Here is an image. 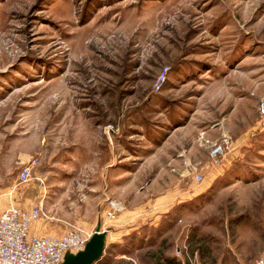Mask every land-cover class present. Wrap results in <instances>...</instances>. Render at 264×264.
Returning <instances> with one entry per match:
<instances>
[{
    "label": "rangeland",
    "instance_id": "obj_1",
    "mask_svg": "<svg viewBox=\"0 0 264 264\" xmlns=\"http://www.w3.org/2000/svg\"><path fill=\"white\" fill-rule=\"evenodd\" d=\"M263 97L264 0H0V211L45 194L107 234L93 264L253 260Z\"/></svg>",
    "mask_w": 264,
    "mask_h": 264
},
{
    "label": "built area",
    "instance_id": "obj_2",
    "mask_svg": "<svg viewBox=\"0 0 264 264\" xmlns=\"http://www.w3.org/2000/svg\"><path fill=\"white\" fill-rule=\"evenodd\" d=\"M165 74L166 70L160 74L155 84L157 89ZM259 111L264 115V97L260 100ZM228 145L226 137L215 143L211 150L213 159L218 161ZM31 166L26 164L21 167L17 176L19 183L29 180ZM193 177L197 182L203 179L198 172ZM123 208L122 202L111 198L106 205L104 217L111 219ZM40 217H48L41 202L28 208L12 205L0 211V264H61L67 254L83 250L96 231V226L86 228L67 222V229L59 235H37L31 232V225ZM245 264H264V251L254 261Z\"/></svg>",
    "mask_w": 264,
    "mask_h": 264
},
{
    "label": "crops",
    "instance_id": "obj_3",
    "mask_svg": "<svg viewBox=\"0 0 264 264\" xmlns=\"http://www.w3.org/2000/svg\"><path fill=\"white\" fill-rule=\"evenodd\" d=\"M41 180H42V184H43L44 188H45V186H50V188L52 187L51 185H47V183H44L45 178H41ZM43 187H42V189H43ZM12 192H13V190H11V193ZM22 192H23V190H21V193ZM40 192L43 193V192H45V190L44 189L40 190ZM167 195L170 196V193L167 192ZM39 197H40V199H39L38 202L36 200V197H35V199H32V200L28 199V197H27V199H25L24 201H20V203H18L19 205L15 204V205H18V206H20L22 208H28L30 206L37 205V203L41 202L42 203V207H44V209L47 212L50 211L52 213V214L48 213V217H40L39 219L34 221L32 223V225H31V232L32 233H35L37 235H48V236L59 235V234H61L62 232H64L67 229V222H70V221H73L74 223H76L78 225H81L83 227H87V228H90L93 225V224L87 223V221L84 220V218H82V217L72 218V217H69V216L65 215L64 214L65 212L63 211V208H61L60 206H57V205H59V204H57V202L53 201V202L50 203L48 200H46V198L48 196H45V194H42V195L39 194ZM35 202H37V203H35ZM44 204H45V206H44ZM50 204H53L55 206H52L51 208H49ZM184 209L185 208H183V209H181V208L179 209L178 208L176 212L179 213V212L183 211ZM52 211H54V212H52ZM152 212H154V211L143 210V211H140V214H139V216H141L142 213L148 215L147 219H148L149 223L147 225L144 224L146 227L144 225H142V226H144V228H147L149 231H150L151 227H156L157 223L159 225H161L163 223V219H165L164 217L159 219L158 218L159 215L152 216V214H151ZM142 223H146V221L142 222ZM138 225L140 226L141 224L138 223ZM132 229H135V228L132 227ZM131 231H133V230H131ZM125 233H127V232H125ZM137 233L139 235L141 232L139 230H137ZM143 237H145V236H143ZM185 238H187V237H185ZM104 240L107 241V234H105ZM184 252H186V251H183L182 255H184ZM258 257H256V258H258ZM256 258H254L253 260H250L248 262H243L241 264L250 263V262L254 261ZM156 260H159V259L157 258Z\"/></svg>",
    "mask_w": 264,
    "mask_h": 264
},
{
    "label": "water",
    "instance_id": "obj_4",
    "mask_svg": "<svg viewBox=\"0 0 264 264\" xmlns=\"http://www.w3.org/2000/svg\"><path fill=\"white\" fill-rule=\"evenodd\" d=\"M104 233L96 228L83 250L67 254L61 264H93L102 255Z\"/></svg>",
    "mask_w": 264,
    "mask_h": 264
},
{
    "label": "trees",
    "instance_id": "obj_5",
    "mask_svg": "<svg viewBox=\"0 0 264 264\" xmlns=\"http://www.w3.org/2000/svg\"><path fill=\"white\" fill-rule=\"evenodd\" d=\"M171 261H172V260H171ZM171 261H170V262H171Z\"/></svg>",
    "mask_w": 264,
    "mask_h": 264
}]
</instances>
